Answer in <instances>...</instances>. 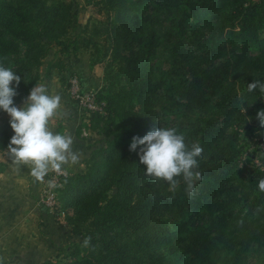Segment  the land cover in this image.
I'll list each match as a JSON object with an SVG mask.
<instances>
[{
	"label": "trees",
	"instance_id": "16d2710c",
	"mask_svg": "<svg viewBox=\"0 0 264 264\" xmlns=\"http://www.w3.org/2000/svg\"><path fill=\"white\" fill-rule=\"evenodd\" d=\"M85 1L102 16L73 33L71 0H0V62L21 76L15 106L39 84L52 48L60 56L46 74L80 48L103 69V111L85 126L104 138L55 186L52 211L76 238L37 264H259L264 165L243 158L241 140L264 142L249 106L259 88L248 91L264 83V0ZM10 120L0 117V152ZM161 126L203 148L191 198L182 176L170 191L145 175L142 146L130 151L134 136Z\"/></svg>",
	"mask_w": 264,
	"mask_h": 264
},
{
	"label": "clouds",
	"instance_id": "9594fccd",
	"mask_svg": "<svg viewBox=\"0 0 264 264\" xmlns=\"http://www.w3.org/2000/svg\"><path fill=\"white\" fill-rule=\"evenodd\" d=\"M20 82L21 76L0 62V110L11 117L10 126L14 132L8 150L14 163L31 165V175L37 181H43L50 170L61 172L64 165L78 162L79 154L73 149L71 135L54 133L50 127L52 118L60 115L61 96L50 94L44 83L35 84L23 105L17 107L13 98L18 95L16 88ZM257 88L264 93V83L257 80L248 84L249 92ZM257 118L264 127V110L258 112ZM138 145L142 146L139 159L146 166L145 175L167 181L170 191H175L180 183L177 178L182 176L187 184L186 193L191 198L195 182L202 179L196 169L203 148L198 143L189 147L183 133L163 126L149 131L142 138L134 136L130 151H135ZM258 188L264 192V179L258 182ZM90 239L85 238V246ZM0 264H4L2 257Z\"/></svg>",
	"mask_w": 264,
	"mask_h": 264
},
{
	"label": "crops",
	"instance_id": "0c3cea01",
	"mask_svg": "<svg viewBox=\"0 0 264 264\" xmlns=\"http://www.w3.org/2000/svg\"><path fill=\"white\" fill-rule=\"evenodd\" d=\"M78 54L80 53H76ZM55 68L50 69L51 74L49 72V74L42 75L39 84H46L50 94H59L62 98L60 115L52 118L50 127L54 133H67L73 137V149L78 151L79 159L74 164L64 165L67 170L73 172L84 168L83 158L96 146L97 141L88 143L85 138H81L82 142L79 144L76 129L72 131V121L78 118L80 120L79 112L75 113L80 106L67 91V77L65 78L67 81L64 82L61 79L63 75L59 74L58 70L54 72ZM87 77L85 78L86 84L97 88L102 86L101 76L91 78V80ZM70 108L73 109L74 114L72 115ZM82 129L85 132V127ZM31 167V165L14 163L8 149L0 152V257L3 258L4 263L18 264L13 259H19L23 260L24 264H37L52 254L50 250L55 246L54 243L48 246L46 243L47 221L50 216L43 213L45 208L43 209L38 202L42 181H37L31 175ZM52 233L59 235L57 232ZM48 240L53 242L50 238Z\"/></svg>",
	"mask_w": 264,
	"mask_h": 264
},
{
	"label": "rangeland",
	"instance_id": "374dc122",
	"mask_svg": "<svg viewBox=\"0 0 264 264\" xmlns=\"http://www.w3.org/2000/svg\"><path fill=\"white\" fill-rule=\"evenodd\" d=\"M71 1L73 3V18H74V22L76 24V28L73 31V33H75L78 30L79 25L84 23L87 19L92 20L95 17H101L102 16L101 14H99L96 11V7L93 4L87 3L85 0H71ZM82 51H85V52L83 53ZM76 53H80V54L76 55ZM57 56H60V55H58L55 52V49L52 48L50 50L49 54L45 57L44 63L40 67V72L43 76L46 74L47 63L50 60H52L54 57H57ZM62 56H63V60H62L63 69L60 71V70H58V68L53 67V68H55L54 72H56V70H58L59 71L58 73L63 75V76H61V79L64 78L63 79L64 82L66 80L65 79L66 77L68 80V78L72 74H76L79 77V79L81 80V84L83 85V87L91 88L94 91H96V93H97L99 87L97 88L91 84L90 85L86 84L85 78H86V76H88L87 79L89 78V80H91V78L101 76V78L103 79L102 65L97 63L93 67H90V65H89V53L86 50L81 49V48L78 49L76 52L70 51V53L67 54L66 56L65 55H62ZM51 73H52V70H51L50 74ZM67 84H68V82H67ZM249 106L251 109L256 111V115L261 110H264V93H261L260 91H258L256 93V95L254 96L253 102ZM70 110H71V115H72L73 109L70 108ZM78 112H79L81 117H80V120L78 118V119H76V120L74 119L72 121V131L74 129H76V135L78 136V140L80 142L79 144H81V142H82L81 138H85V141L88 143L93 142V141H97V143H96V145H97L99 143L100 139L104 138V135H100V134L96 133L95 131L88 129L85 126V123L87 122L89 114L91 113V111L80 106L78 111H75L76 114ZM8 116L9 115L6 112H4V111L0 112V117L5 118ZM83 127H85L84 130L86 133L83 131V129H82ZM241 143L243 145L242 154H243L244 159H246V160L248 159L250 161H254L258 164L264 165V142L261 141L258 136L244 135L243 139L241 140ZM67 171H69V170H67ZM44 208H43L44 209L43 213L46 216H47V214H48V216H50V218L47 221L46 235L48 238H50V240L53 241V242H49V240L47 238L46 243H47V246L52 244V243H54V245H55L50 250V252H52V254H50L49 256H51V255L55 254L57 251L64 252L63 251L64 246L68 245L76 237H75V235H73L71 233L70 226L65 224L61 218L59 219L55 216L54 212L52 211L53 210L52 208L51 209L46 208V207H44ZM45 215H43V217H45ZM52 232H57V233H59V235L58 234L54 235ZM55 236H57V237H55ZM22 257L24 258V254L22 255ZM23 258H20V259H23ZM13 261H16L18 264H24L22 262L23 260H19V259L14 260L13 259ZM9 263H12V262H9ZM216 264H231V263H229V261L225 259V260H220ZM259 264H264V259H260Z\"/></svg>",
	"mask_w": 264,
	"mask_h": 264
},
{
	"label": "built area",
	"instance_id": "2783aa9c",
	"mask_svg": "<svg viewBox=\"0 0 264 264\" xmlns=\"http://www.w3.org/2000/svg\"><path fill=\"white\" fill-rule=\"evenodd\" d=\"M67 91L69 95L76 99L78 105L89 111H103V100L97 98V93L91 88H85L76 74L68 78ZM67 175V170L63 167L61 172L50 170L41 182L40 196L38 202L46 208H53L56 202L55 186L61 176Z\"/></svg>",
	"mask_w": 264,
	"mask_h": 264
}]
</instances>
